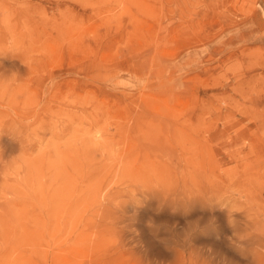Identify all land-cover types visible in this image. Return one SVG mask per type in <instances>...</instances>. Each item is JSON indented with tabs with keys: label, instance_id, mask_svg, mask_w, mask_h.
Returning <instances> with one entry per match:
<instances>
[{
	"label": "rangeland",
	"instance_id": "rangeland-1",
	"mask_svg": "<svg viewBox=\"0 0 264 264\" xmlns=\"http://www.w3.org/2000/svg\"><path fill=\"white\" fill-rule=\"evenodd\" d=\"M2 263L264 264V0H0Z\"/></svg>",
	"mask_w": 264,
	"mask_h": 264
},
{
	"label": "bare ground",
	"instance_id": "bare-ground-1",
	"mask_svg": "<svg viewBox=\"0 0 264 264\" xmlns=\"http://www.w3.org/2000/svg\"><path fill=\"white\" fill-rule=\"evenodd\" d=\"M97 110V109H96ZM103 199H104V197H103ZM101 203V202H100ZM121 212V211H120ZM37 243V242H36ZM39 244V243H38ZM6 263V262H5ZM3 264V263H2Z\"/></svg>",
	"mask_w": 264,
	"mask_h": 264
}]
</instances>
